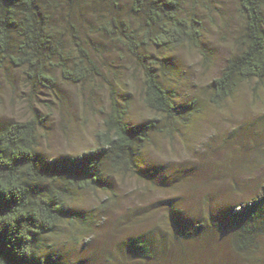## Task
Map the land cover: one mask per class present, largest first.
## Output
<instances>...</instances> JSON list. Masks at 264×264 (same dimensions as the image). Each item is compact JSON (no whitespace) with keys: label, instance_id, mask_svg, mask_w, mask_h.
I'll use <instances>...</instances> for the list:
<instances>
[{"label":"rangeland","instance_id":"obj_1","mask_svg":"<svg viewBox=\"0 0 264 264\" xmlns=\"http://www.w3.org/2000/svg\"><path fill=\"white\" fill-rule=\"evenodd\" d=\"M41 8L54 43L69 56L81 47L97 75L72 84L52 69L56 83L46 89L22 68L0 67V128L41 120L39 169L63 202L60 220L38 239L40 256L53 264H264V79L237 81L225 99L210 100L242 33L236 1L183 0L180 15L199 22L197 42L142 45L171 96L172 118L142 101L141 72L122 35L142 19L127 0H42ZM110 89L141 138L130 169L96 153ZM258 199L254 240L239 250L232 213ZM133 243L147 254H134Z\"/></svg>","mask_w":264,"mask_h":264},{"label":"trees","instance_id":"obj_2","mask_svg":"<svg viewBox=\"0 0 264 264\" xmlns=\"http://www.w3.org/2000/svg\"><path fill=\"white\" fill-rule=\"evenodd\" d=\"M127 1L129 9L142 19L138 29L122 34L141 72L142 101L151 112L172 118L175 106L171 96L159 82L154 58L141 51L142 45L170 49L182 43L194 44L199 38V22L180 15L183 0ZM235 1L243 29L236 53L209 85L213 103L225 99L237 81L264 79L262 0ZM41 2L0 0V67L22 68L27 82L46 89L56 83L52 69L58 71L60 80L72 84L97 75L94 62L81 47L69 56L54 43ZM127 110L110 89L102 132L96 135V153L114 169L131 168L134 148L141 141L139 132L125 123ZM40 122L31 117L0 128V264H53L40 256L38 239L60 220L63 202L44 185L47 176L39 169L34 148ZM261 208L262 200L258 199L232 213L237 249L252 244ZM132 249L138 256L147 254L142 243H133Z\"/></svg>","mask_w":264,"mask_h":264}]
</instances>
